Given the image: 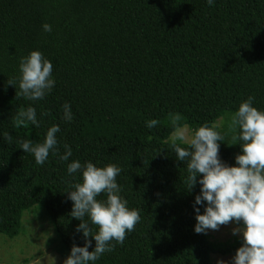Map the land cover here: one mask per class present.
Returning a JSON list of instances; mask_svg holds the SVG:
<instances>
[{"label":"trees","instance_id":"1","mask_svg":"<svg viewBox=\"0 0 264 264\" xmlns=\"http://www.w3.org/2000/svg\"><path fill=\"white\" fill-rule=\"evenodd\" d=\"M34 50L52 62L55 80L38 100L16 95L21 58ZM249 96L264 112V0H0V233L17 236L24 211L41 204L68 257L73 244H85L68 192L83 182L86 162L115 164L119 195L141 219L122 244L111 241L114 250L89 264H213L212 254H236L242 237L214 241L194 230L195 208L203 214L207 202L195 204L198 182L187 189L188 162L176 158L170 114L193 133L217 125L219 158L238 166L242 142L229 123ZM28 107L38 126L17 127L14 117ZM53 125L60 127L57 152L37 165L17 141L43 143ZM65 145L67 161L60 159ZM73 161L82 168L69 175ZM96 199L106 201L107 193ZM84 219L95 234L98 226ZM88 239L92 251L96 241Z\"/></svg>","mask_w":264,"mask_h":264},{"label":"clouds","instance_id":"2","mask_svg":"<svg viewBox=\"0 0 264 264\" xmlns=\"http://www.w3.org/2000/svg\"><path fill=\"white\" fill-rule=\"evenodd\" d=\"M209 6L214 0H207ZM46 32L52 28L44 24ZM19 70L20 92L30 100L43 99L53 89L55 80L51 78L53 64L45 59L40 51H31L27 57L21 58ZM15 86L14 81H8ZM254 97L249 96L243 101L229 123V130L239 135H234V140L242 142V154L235 157L238 166H229L219 158L220 145L224 137L215 129L205 123L190 133L187 124L181 125L180 114H170L173 132L170 135L172 147L179 161L187 160V189L191 190L197 182L201 185L200 195L195 197V204L207 202L204 213L200 209L196 211V233H206L207 230H218L221 225H227L235 221L242 227L232 230L233 235L242 233L243 245L239 247L233 258L234 264H264V112L253 107ZM64 119L71 121V106L63 105ZM17 127L30 122L38 126L36 110L28 107L20 108L14 117ZM158 121L147 122L149 129L155 127ZM60 131L59 125L51 126L46 133L43 143L33 144L31 140L17 141L20 149L26 153H32L37 165H43L49 157L50 151L57 152L56 133ZM5 140L12 142V136L5 133ZM177 141L188 145L181 147ZM65 153L60 156L61 160L67 161L72 155V150L65 145ZM82 168L79 161H73L68 165L69 175ZM121 169L115 164L105 167H97L91 162H86L82 171V183L73 185V191L69 193V199L73 201L70 215L81 223L76 231L82 232L85 239L83 247L73 244L70 255L64 264H89L90 261L98 260L105 252L114 250L115 240L122 244L126 233L135 229L140 221V212L130 209L127 200L119 193L120 186L116 177ZM202 174V179L197 181V176ZM102 192L107 193L106 201H98L96 197ZM195 207V205H194ZM90 218L91 224L98 226L94 234L89 223L84 219ZM93 237L96 241L95 248L89 251ZM217 264H227L224 260H218Z\"/></svg>","mask_w":264,"mask_h":264},{"label":"rangeland","instance_id":"3","mask_svg":"<svg viewBox=\"0 0 264 264\" xmlns=\"http://www.w3.org/2000/svg\"><path fill=\"white\" fill-rule=\"evenodd\" d=\"M190 129V128H189ZM190 133H193L190 129ZM239 226L235 221L221 225L218 230H207L211 240L227 241L242 237L233 235L232 230ZM61 241L45 207L35 204L23 213L22 230L11 238L0 233V264H64L66 256L60 251ZM235 254H212L213 264L224 260L234 264Z\"/></svg>","mask_w":264,"mask_h":264}]
</instances>
